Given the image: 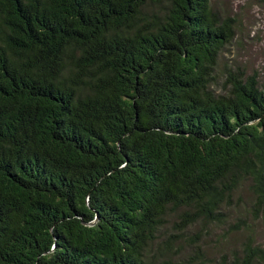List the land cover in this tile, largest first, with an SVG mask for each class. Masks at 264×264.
Listing matches in <instances>:
<instances>
[{
	"label": "trees",
	"instance_id": "16d2710c",
	"mask_svg": "<svg viewBox=\"0 0 264 264\" xmlns=\"http://www.w3.org/2000/svg\"><path fill=\"white\" fill-rule=\"evenodd\" d=\"M227 21L212 0H0V264H264L254 229L214 261L151 254L168 217L264 221V79L227 72Z\"/></svg>",
	"mask_w": 264,
	"mask_h": 264
},
{
	"label": "rangeland",
	"instance_id": "374dc122",
	"mask_svg": "<svg viewBox=\"0 0 264 264\" xmlns=\"http://www.w3.org/2000/svg\"><path fill=\"white\" fill-rule=\"evenodd\" d=\"M212 5L228 19L231 39L222 51L221 61L237 78L264 79V0H212ZM218 68V90L228 87L222 65ZM185 222L179 217L167 218L155 240L153 256L172 254L182 259L203 256L212 261L233 248L253 230L255 241L264 243V221L254 220L232 201L216 219H204L201 213H189ZM173 220H177L174 224ZM249 233V234H248ZM237 249V250H238Z\"/></svg>",
	"mask_w": 264,
	"mask_h": 264
}]
</instances>
